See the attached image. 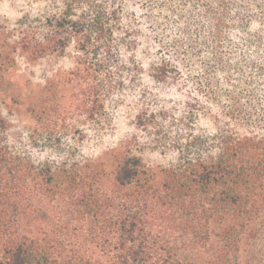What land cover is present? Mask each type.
I'll return each mask as SVG.
<instances>
[{
    "label": "trees",
    "instance_id": "trees-1",
    "mask_svg": "<svg viewBox=\"0 0 264 264\" xmlns=\"http://www.w3.org/2000/svg\"><path fill=\"white\" fill-rule=\"evenodd\" d=\"M12 1L76 61L68 107L0 126V264H264V0ZM125 109L173 159L118 154L110 192L86 151Z\"/></svg>",
    "mask_w": 264,
    "mask_h": 264
},
{
    "label": "rangeland",
    "instance_id": "rangeland-1",
    "mask_svg": "<svg viewBox=\"0 0 264 264\" xmlns=\"http://www.w3.org/2000/svg\"><path fill=\"white\" fill-rule=\"evenodd\" d=\"M22 19V8L16 1L4 0L0 4V126L7 127L10 136L15 138L37 126L38 115L46 106L44 102L48 107L55 106L63 97V106L70 105L69 80L76 61L73 48L42 57L31 53L24 46ZM133 119L132 110H122L111 136L86 151L97 168L104 170L103 186L107 191L117 188L112 173L117 167L118 154L139 153L145 166L153 168L164 167L173 159L172 154L163 156L161 150L152 147L146 146L141 151L144 145L140 143ZM192 264H207V257L198 253Z\"/></svg>",
    "mask_w": 264,
    "mask_h": 264
}]
</instances>
